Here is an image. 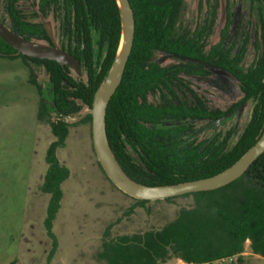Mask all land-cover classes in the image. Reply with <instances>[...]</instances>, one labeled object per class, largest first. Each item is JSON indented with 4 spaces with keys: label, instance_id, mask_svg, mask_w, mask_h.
<instances>
[{
    "label": "trees",
    "instance_id": "trees-1",
    "mask_svg": "<svg viewBox=\"0 0 264 264\" xmlns=\"http://www.w3.org/2000/svg\"><path fill=\"white\" fill-rule=\"evenodd\" d=\"M253 1L264 8V0ZM0 2L10 20L6 25L13 31L69 51L82 67V74L77 75L71 67L55 60L25 55L0 37V58H19L29 68V83L36 87L40 97L37 118L48 121L54 137L46 148L47 168L40 185V191L49 195L43 219L51 243L45 262L49 264L58 248L53 222L64 195L62 184L70 175L57 150L66 144L70 126L67 117L79 112L82 106L91 108L94 93L116 57L122 33L121 11L117 0H31L35 16L51 15L57 23V38L55 33H48L44 20L29 19L19 0ZM129 2L135 18L133 45L105 115L106 132L116 161L135 181L150 186L208 177L224 170L264 130V13L258 9L253 39L245 33L238 41L235 35L228 43L229 34L220 35L218 43L206 51L205 38L215 22L212 17L198 34L187 36L186 32H179L184 0ZM250 45L252 59L245 66ZM158 53L193 57L207 66L223 69L238 81L241 99L225 110L210 107L187 87L180 75L206 73V66L183 60L161 65L156 59ZM33 64L44 67L45 88L37 81ZM179 84L192 92L193 102L188 103L177 95L172 86ZM157 92L159 101H151ZM247 101L252 103L249 120L230 148L186 155L171 142L177 134L166 123L217 120ZM86 120L91 122L89 113ZM187 195H192L193 205L181 208L173 220L159 229L111 236L108 226L96 259L104 264H161L171 256L186 264H216L224 258L241 262L247 242L252 253L264 258V152L229 184L184 194ZM134 199L131 209L149 202Z\"/></svg>",
    "mask_w": 264,
    "mask_h": 264
},
{
    "label": "rangeland",
    "instance_id": "rangeland-1",
    "mask_svg": "<svg viewBox=\"0 0 264 264\" xmlns=\"http://www.w3.org/2000/svg\"><path fill=\"white\" fill-rule=\"evenodd\" d=\"M19 6L32 21L44 20L59 38L57 23L51 15L35 16L31 0H19ZM258 9L264 13V8L253 0H184L179 32L196 35L212 17L215 22L205 38L206 51L218 43L220 35L229 34L228 43L235 35L238 41L245 33L253 39ZM0 18L10 24L3 2ZM252 52L250 45L245 66L250 63ZM156 59L161 65L180 61L163 53H158ZM33 69L37 81L45 88L44 67L33 64ZM205 70L208 72L205 76L180 75L195 91L205 92L210 107L225 110L241 99L242 92L234 77L216 67L206 66ZM29 78V68L21 59L0 58V264H45L51 245L43 226L49 195L40 191V185L47 168L46 148L54 137L48 121L37 118L40 97ZM172 87L182 100L192 101V92L184 85ZM151 101H159V92ZM251 108L252 103L247 101L221 120L188 119L165 126L173 127L177 137L171 142L186 155L205 153L204 150L223 151L236 142L249 120ZM87 114L88 108L82 106L79 112L67 117L70 126L66 144L57 150L70 175L62 184L64 195L53 222L58 248L49 264H104L95 254L108 226L111 236L159 229L173 220L181 208L193 205L192 195H179L169 200H150L143 207L131 209L135 199L114 185L98 161ZM161 264L186 263L171 256ZM216 264H264V258L252 253L247 242L241 262L233 258Z\"/></svg>",
    "mask_w": 264,
    "mask_h": 264
},
{
    "label": "water",
    "instance_id": "water-1",
    "mask_svg": "<svg viewBox=\"0 0 264 264\" xmlns=\"http://www.w3.org/2000/svg\"><path fill=\"white\" fill-rule=\"evenodd\" d=\"M117 1L120 7L122 20L120 45L116 57L105 79L94 93L92 106L90 109H88V113L91 115V131L94 151L99 163L101 164L109 179L116 187L129 196L136 199L150 201L176 197L197 191L216 189L239 178L264 152V130L256 142L250 146L238 160H236L224 170L208 177L172 184L150 186L135 181L118 164L108 140L105 115L108 103L121 81L128 57L132 49L135 32V18L129 0ZM124 21L126 24V33L125 37L123 38ZM46 28L48 33L52 35L47 23ZM0 37L6 43L25 55L40 59L55 60L71 67L77 75L82 74L80 61L72 53L62 49L61 47L50 45L49 43L42 40L26 38L13 31L1 19ZM176 57L183 61L203 63L205 66H207L206 63L201 62L200 60L193 57L183 55H178ZM50 104L53 107L54 103L52 100H50ZM225 116L217 120H221Z\"/></svg>",
    "mask_w": 264,
    "mask_h": 264
},
{
    "label": "flooded vegetation",
    "instance_id": "flooded-vegetation-1",
    "mask_svg": "<svg viewBox=\"0 0 264 264\" xmlns=\"http://www.w3.org/2000/svg\"><path fill=\"white\" fill-rule=\"evenodd\" d=\"M204 66H205V65H204ZM205 68H206V67H205ZM207 74H208V72H206V73H202V74H190V73H187L186 75H187L188 77H191V76H193V75H196V76H205V75H207ZM184 80H185V79H184ZM188 80H189V82H190V79L187 78L186 81L188 82ZM184 82H185V81H184ZM187 87H189V88L193 89V91H195V89L192 88V87H190L188 84H187ZM195 93H196L197 95L201 96L202 99L205 100L206 103H207V100H208V99H207L206 96L203 94V93H205V92H201V93H199V92L195 91ZM192 96H193V95H192ZM194 99H195V96H193V99H192L191 102H193ZM191 102H189V103H191ZM198 120H200V119H198Z\"/></svg>",
    "mask_w": 264,
    "mask_h": 264
},
{
    "label": "bare ground",
    "instance_id": "bare-ground-1",
    "mask_svg": "<svg viewBox=\"0 0 264 264\" xmlns=\"http://www.w3.org/2000/svg\"><path fill=\"white\" fill-rule=\"evenodd\" d=\"M123 38L125 37V33H126V24H125V21H124V26H123Z\"/></svg>",
    "mask_w": 264,
    "mask_h": 264
},
{
    "label": "built area",
    "instance_id": "built-area-1",
    "mask_svg": "<svg viewBox=\"0 0 264 264\" xmlns=\"http://www.w3.org/2000/svg\"><path fill=\"white\" fill-rule=\"evenodd\" d=\"M226 259H233V258H224V259H222V260H220V261H223V260H226Z\"/></svg>",
    "mask_w": 264,
    "mask_h": 264
}]
</instances>
